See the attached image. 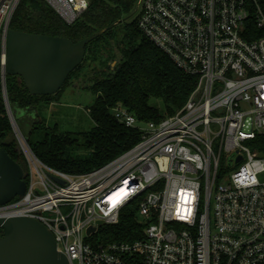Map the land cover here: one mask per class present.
<instances>
[{
    "label": "built area",
    "instance_id": "2783aa9c",
    "mask_svg": "<svg viewBox=\"0 0 264 264\" xmlns=\"http://www.w3.org/2000/svg\"><path fill=\"white\" fill-rule=\"evenodd\" d=\"M20 1L0 0L1 33ZM46 1L71 25L91 0ZM135 13L143 34L196 78L186 104L148 122L115 106L116 119L137 128L140 139L84 174L46 164L13 123L27 188L0 205V219H37L70 264H264L259 0H137ZM131 202L138 204L141 235L102 241L100 228L118 223Z\"/></svg>",
    "mask_w": 264,
    "mask_h": 264
},
{
    "label": "trees",
    "instance_id": "16d2710c",
    "mask_svg": "<svg viewBox=\"0 0 264 264\" xmlns=\"http://www.w3.org/2000/svg\"><path fill=\"white\" fill-rule=\"evenodd\" d=\"M136 2L91 0L87 10L71 25L46 0H21L16 8L10 28L66 37L74 43L110 27L86 45L84 62L80 65L94 63L86 74L90 82L88 88L96 95L94 104L88 108L95 122L94 128L89 131L61 132L57 125L46 126L36 112L41 103H53L60 96L78 68L62 90L47 96L30 94L19 76L6 77L11 111L17 121L30 117L32 130L28 143L49 166L69 174H84L102 167L131 149L141 136L137 128L128 127L116 119L113 114L115 106H125L141 121H160L181 109L194 90L196 78L180 69L139 28L135 16ZM259 6L264 11V0H259ZM115 60L118 63L112 69L110 63ZM153 98L163 100L164 113L151 103ZM35 133L37 138L34 139ZM0 148L25 169L1 79ZM142 231L138 221V204L131 202L122 211L120 221L102 226L98 235L104 242L134 240Z\"/></svg>",
    "mask_w": 264,
    "mask_h": 264
},
{
    "label": "water",
    "instance_id": "95a60500",
    "mask_svg": "<svg viewBox=\"0 0 264 264\" xmlns=\"http://www.w3.org/2000/svg\"><path fill=\"white\" fill-rule=\"evenodd\" d=\"M110 28V27H109ZM77 43L66 37L28 33L8 28L0 32V79L12 123L18 125L28 139L32 124L28 116L14 117L7 99V75L19 76L32 95H54L66 84L70 75L82 64L85 47L95 37ZM117 60L110 63L113 69ZM242 157L239 156L238 160ZM232 157L230 163H232ZM27 188L24 169L7 151L0 148V205L24 195ZM0 264H70L58 251L53 233L37 219L17 216L0 219ZM91 227L89 232L94 231Z\"/></svg>",
    "mask_w": 264,
    "mask_h": 264
},
{
    "label": "rangeland",
    "instance_id": "374dc122",
    "mask_svg": "<svg viewBox=\"0 0 264 264\" xmlns=\"http://www.w3.org/2000/svg\"><path fill=\"white\" fill-rule=\"evenodd\" d=\"M93 66L94 63L86 62L78 67L74 73L75 76L73 75L68 86L53 103L46 104L44 101L38 106L36 112L46 126L57 125L59 131L73 133L89 131L94 128L95 122L91 118L88 108L94 104L96 95L88 88L90 82L86 77ZM151 103L158 107L162 113L165 112V105L161 98H153ZM33 138H37V133L33 135ZM23 164L24 170L28 169L25 159Z\"/></svg>",
    "mask_w": 264,
    "mask_h": 264
},
{
    "label": "crops",
    "instance_id": "0c3cea01",
    "mask_svg": "<svg viewBox=\"0 0 264 264\" xmlns=\"http://www.w3.org/2000/svg\"><path fill=\"white\" fill-rule=\"evenodd\" d=\"M35 115V114H34ZM29 117V116H28ZM29 120H30V117H29Z\"/></svg>",
    "mask_w": 264,
    "mask_h": 264
}]
</instances>
